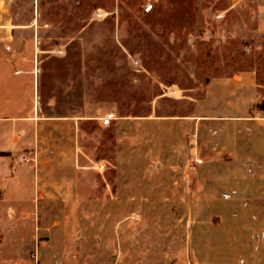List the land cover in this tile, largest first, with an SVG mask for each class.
<instances>
[{"label":"rangeland","instance_id":"obj_1","mask_svg":"<svg viewBox=\"0 0 264 264\" xmlns=\"http://www.w3.org/2000/svg\"><path fill=\"white\" fill-rule=\"evenodd\" d=\"M263 9L261 0H0V32L22 18L32 48L41 32L44 112L76 117L93 207L77 222L122 225L126 258L195 264L189 230L206 201L194 177L197 117H264ZM2 244L0 235V264L13 255L7 264H34Z\"/></svg>","mask_w":264,"mask_h":264},{"label":"crops","instance_id":"obj_2","mask_svg":"<svg viewBox=\"0 0 264 264\" xmlns=\"http://www.w3.org/2000/svg\"><path fill=\"white\" fill-rule=\"evenodd\" d=\"M262 15L258 31L264 34V9ZM21 19L0 32L1 249L21 247L34 264H138L126 258L122 225L77 222L80 214L93 215L78 123L75 116L44 112L41 32L37 28V47H28L32 35ZM198 118L205 124L196 134L194 177L206 201L189 230L192 260L264 264V117ZM13 257L6 264L15 263Z\"/></svg>","mask_w":264,"mask_h":264},{"label":"built area","instance_id":"obj_3","mask_svg":"<svg viewBox=\"0 0 264 264\" xmlns=\"http://www.w3.org/2000/svg\"><path fill=\"white\" fill-rule=\"evenodd\" d=\"M25 161H28L27 159H24Z\"/></svg>","mask_w":264,"mask_h":264}]
</instances>
